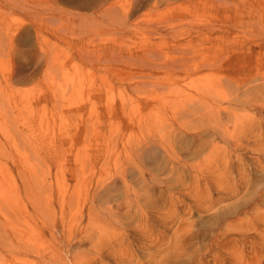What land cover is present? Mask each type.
I'll return each mask as SVG.
<instances>
[{
    "label": "bare ground",
    "instance_id": "bare-ground-1",
    "mask_svg": "<svg viewBox=\"0 0 264 264\" xmlns=\"http://www.w3.org/2000/svg\"><path fill=\"white\" fill-rule=\"evenodd\" d=\"M240 1L244 2V0H89L82 4L83 8L92 12L91 14L89 12L90 15H94L91 18L80 17L82 23H84V21L88 23V20L99 19V21L97 20V22H95L97 25L93 22L94 25H87L88 28L97 26L106 29V26L107 28L108 26H113L118 30V34L126 35L127 37H132V32L135 30L138 29L137 31H139V28L136 29L135 27H139L138 23L141 21H135V23L138 24L136 26L133 19L140 11L146 8L149 10V8L158 9L163 7L162 9H164L165 7L169 8L170 6H174L172 9L179 14L172 18L170 23L165 25L164 21L166 19L164 18L163 24L158 23L159 26L151 25V28L150 26L148 27L150 28L151 37L145 35L146 38L150 40L142 44L144 45L143 58L140 56L133 58V55H128L129 57H127L120 54H113L112 56L109 53L110 50L108 52L107 50H102L104 56L97 58L98 54L92 49V51H89V49H77V55L80 57V61L83 59L82 62H84V60L88 59L91 61V64L94 63L95 67H100L102 70L108 72L113 69H115V71L118 70L119 73L118 71L116 73L119 77L122 75V72H124L123 68L125 69V66H127L128 69H131L132 66L143 68L145 72L148 70L146 74L144 73L146 79L142 81L144 86H146L143 87V83L137 85L143 87L144 91L148 87L151 89L143 93L145 102L139 106L143 107L142 105L149 104V107L151 106L150 114L153 113L152 111L155 112V110L158 111L162 109H169V113L168 111H165V114L164 112H158L155 114L159 115L155 118L156 120L147 119L150 114L148 117H141L138 121L139 128L142 131L146 130L143 139L135 143L131 141L132 138L130 136L129 140L122 143L124 144V148L119 154L117 151L115 153L116 149L114 153L109 152L111 154L110 156L117 155V161L120 159L119 162H121L122 160V165L124 166H122V170L113 178V182L107 185H102V181L99 178L100 183H97L96 189L89 192L87 201L89 206L87 207V212H82L81 222L76 227H70L67 222L68 219L64 218L66 214L65 210L67 209L66 205H71L73 202L70 197L66 199L65 193L62 195V199H60L61 217L63 219H59L60 215L59 218L54 215V218L49 219V217L45 216L46 213L43 215L40 211L37 213L32 210V212L28 211L24 213L23 219L26 221L25 225L27 228H31L30 223L33 219L35 222H37V219L40 220L41 225L47 231L44 235L47 236L46 234H49L50 236H48L54 240L50 242L48 246L44 244V246L42 245L40 248L39 246L36 248L35 246L38 245L37 242L32 241L34 237L30 238L31 230H24V228L20 229L21 224L19 225L17 218L9 217L8 214H4L3 216L6 221L0 226V239L3 237L0 243L2 244L1 247L4 250L3 252L6 254V256H4L6 259L3 258L8 264H107L106 261L111 262V264H264L263 142L260 144L261 148L256 149L259 154L258 157L256 156L257 160H254L255 162L251 168L248 166L246 167V164L244 167H241L233 163L232 156L230 157V151L233 150L238 152L244 145L243 139L236 140L238 138H235L238 136L236 132L238 134L240 133L238 130L242 131L239 126H242L243 122L242 120L238 121V113L240 114L239 110L236 111L238 113H233L235 108L232 107L234 110H232L233 112L230 114L232 108L226 106L227 104H234L233 101L237 102V99L235 100L234 97V100L230 97L228 98V91L225 94L227 96H223L228 87L232 89L230 83L236 84V86L240 84L238 80L234 82L233 78L228 75L227 72L229 69L227 68V63L223 62L225 60L224 55L229 46L228 43H230V35L238 37L241 32H244L242 33L245 35L244 37L251 36V39H255L254 46H252L251 49L253 47L262 46L259 40L264 42V26L260 21L264 18L263 10V14L260 11V14L257 13L259 14V21L257 19L251 23L250 21L249 23H244L243 19L240 18L241 20H239L238 18L239 14H243H241ZM209 4L210 6H216L213 8L216 13L211 11L213 13L211 16L215 15V19L213 18L211 21H209V19L205 22H200V20L199 22H195L196 18L200 17L198 8ZM48 6H44V8L48 10ZM50 6V12L59 10L52 9ZM182 7L186 8L184 12L182 11ZM157 11H159V9ZM43 12L44 11H42V13ZM70 13L73 14L72 11ZM162 13H160V11L158 13L160 14V18L161 15L165 16V10L164 12L162 11ZM183 13H185V15L189 14V18L191 17L194 22L188 21V18L183 15ZM85 14L78 15L84 16ZM58 15H56L57 18L62 16ZM167 15L169 16V14ZM205 16L206 15H204V17ZM34 17H36L35 14ZM57 18H54V20ZM158 20L154 23L156 24L159 22ZM48 21L49 20H47V22ZM52 21L53 20L50 22L52 24L55 23V25L56 22H59L57 20L56 22ZM150 22L149 24H153L152 21ZM262 22L264 23V20ZM89 23L91 24V22ZM69 24L71 25V21ZM72 24L74 25V23ZM241 27L244 31H242L243 29H239ZM95 29L93 30L96 31ZM81 30L83 31V29ZM91 30L92 29H90V31ZM50 32L51 31H49V33ZM97 32L100 34L99 31ZM116 32L117 31H115V34L117 35ZM236 32L239 33L235 34ZM44 33H46L45 30ZM106 33L107 32H105V34ZM137 33L135 34L137 35ZM144 33L147 34L149 32L146 31ZM80 34L81 32L78 35ZM75 35H77V33ZM111 35L112 34H109V37ZM140 35L143 37L142 34ZM102 37H104V35H102ZM117 38L119 40L118 35ZM158 38L162 40V43H157L155 41ZM45 39H43V41ZM100 40H106V37ZM92 41H96V39ZM92 41L90 42L89 40L90 47L93 46V44H91ZM101 41L99 42L100 44ZM102 42L104 43V41ZM207 42L215 44L214 48L217 50L216 54L212 55L210 53V48L204 47ZM119 43H121V41ZM130 43L128 46L127 41V46H125L129 48L135 45L134 42L133 46L132 43L131 45ZM218 43H220V45ZM125 46L124 44H119L117 48ZM40 47L42 48V46ZM37 49L39 48H36V50ZM251 49L249 53L250 56L252 52ZM37 52L39 53V50H37ZM204 52L205 55H201ZM107 53L109 54L106 56ZM40 54L44 56L45 53L42 52ZM50 58L55 62L53 57ZM51 59V62L48 61L50 62L49 64L52 65L54 62ZM255 62H258V65L254 66L251 61L243 64L244 73L247 68L249 69V77L244 79V86L247 87L253 84L247 91V100L245 101L252 104V106L255 104L254 108L258 109L261 114L260 119L256 121L255 128L250 126L251 130L256 132V136L258 137L256 141H258L264 136V74L261 72L263 71L261 69L264 68V58L259 61L255 60ZM54 65L52 66L56 68V63ZM23 70L24 69H22V72H25ZM222 70H226V73L224 71V73H221ZM202 71L214 73H211L212 76L209 74V76L202 77L201 75L203 74L200 75ZM253 72H256V74ZM132 74L133 73H131V75ZM22 76L23 75H21V77ZM122 78L126 79L123 75ZM130 78H132V76ZM129 79L127 82L125 81L127 83V88L135 90V85L130 81L132 79ZM139 79L140 77H138L137 80ZM234 79L236 78L234 77ZM212 81L218 83H210ZM234 86L233 89L235 91ZM241 87H243V85H241ZM237 88L239 87L237 86ZM164 90H169L172 93H181V96H174L181 99L177 101V99L174 98L173 102L169 99L170 102L167 99L165 100L162 94ZM58 93L60 92L58 91ZM121 94L124 95L121 97L122 107L120 108H123L122 112L125 114L128 113L126 111L127 103L132 105L135 101L127 92L125 93L123 91ZM57 95H55V97ZM111 96L114 97L113 93ZM239 96L240 99H245L242 95L239 94ZM57 98L58 97L55 99L58 100L59 98ZM109 100H111V98H109ZM243 102L244 101H242V104ZM239 104H241V102ZM235 105H237V103ZM110 106L112 107L111 103ZM136 108L137 107H134L135 110ZM111 111V115L115 112L119 114V111L114 108H112ZM161 113H163L162 116ZM241 114H244L243 111ZM233 115L235 120L231 118ZM131 116L128 117L130 119L125 127L127 132L133 133L137 120L133 119V116ZM83 118L84 116L81 117V120ZM229 121L230 123H228ZM238 122L242 123L239 125ZM110 123L112 122L110 121ZM118 125H120V123ZM110 127L113 128V126ZM231 127H234L233 130H231ZM248 133L249 131H246V135H248ZM101 136H103V134L101 130H99L96 137L101 138ZM188 139L192 140L193 148L192 151H189L192 153H187H189L188 156L193 155V158H187V156L184 155L185 153L183 154V151H185L184 145L187 144ZM70 140L72 139L70 138ZM122 141L123 140H121V142ZM218 141L222 142L223 145L220 146L221 144H219L220 142ZM115 143L116 142H114V144ZM95 144L96 143H94V145ZM99 145L101 146V144ZM97 148L95 147V150H97ZM123 152L125 154L123 158L126 160L121 158ZM107 155L108 153L106 157ZM159 158L167 161L169 178L161 177V175L158 174L159 172L152 168L151 162ZM211 159H217L219 163L212 165L209 163ZM87 161L89 160L87 159ZM137 161L140 163V167H137ZM234 172H237L235 178L232 174ZM136 173L141 181V184L138 186L133 185L134 183L132 184L128 180L129 174H131V177H136ZM232 177L237 180H234ZM101 185L102 187L100 188ZM157 187L159 188V193L157 194L155 191L153 193V189ZM29 190L32 192L31 189ZM34 191L36 192V190ZM115 192H122L127 198L133 199V208L128 209L123 215L116 213L113 208L105 206L106 200L110 201L116 198ZM35 194H37V192ZM25 197L27 199V196ZM28 197V203H30L34 209L43 210L39 207V205L44 206L43 201H40L41 196L40 198L38 197L39 199L32 198L30 195ZM52 203L51 200V204ZM45 205L49 206L48 203ZM104 206L106 207L104 210L107 213L102 215L101 210ZM45 208L49 210L47 207ZM23 212H25V210ZM49 213L52 215L50 210L47 214ZM56 213L57 211L55 214ZM85 221H87V223ZM210 253H212L214 259L205 262L203 256L206 257V255Z\"/></svg>",
    "mask_w": 264,
    "mask_h": 264
},
{
    "label": "rangeland",
    "instance_id": "rangeland-1",
    "mask_svg": "<svg viewBox=\"0 0 264 264\" xmlns=\"http://www.w3.org/2000/svg\"><path fill=\"white\" fill-rule=\"evenodd\" d=\"M53 1L55 0H0V226L3 222L6 221L3 216L4 214H8L9 217L11 216L13 218H17L19 225L21 224L20 229L24 228V230H31L30 238L34 237L32 241L37 242L38 245L35 246L36 248L38 246L40 248L42 245L44 246V244H46L45 246H48V244H50V242L54 240L49 237V234H46L47 236L44 235V233H47V231L41 225V222L38 219L37 222H35V220L33 219L30 223L31 228H27L25 225L26 221L23 219L24 213H27L28 211L32 212V210L33 212L37 213L38 211H40L43 215H45L46 213L45 216L49 217V219H52L55 216L59 218V215V219H61L62 212L60 199H62V195H64L65 193L66 199H69L67 197H70L73 202L71 203V205H66L67 209L65 210L66 214L64 215V218L68 219L67 222L70 227H76L78 224H80L81 214H83L84 211L87 212V207L89 206V204H87L89 192L96 189V185L97 183H100V180L102 181V185H107L113 182V178L117 175L119 171L122 170V166H124L122 165V160V163L119 162L120 159L117 161V155L110 156V153H114V150L116 149L115 153L117 151L119 154L124 148V144L122 143H125L127 140H129L130 136L132 138L131 141H134L135 143L143 139L146 134V130L142 131L139 128L138 121L139 119H141V117H148L151 111V106L149 107V104L142 105L143 107L139 106L140 104L145 102L143 98L145 96L143 93L151 89L149 87L146 88L145 91L143 89V87H145L146 85L144 86V83L142 81L146 79L144 75L148 72V70H146L145 72L143 68H137L132 66L133 69H128V67L125 66V69L123 68L124 72H122V75L124 78L126 77V79H123L122 75H120L121 78L117 76L118 74L116 72L118 70L115 71V69H113L112 71L108 72L102 70L100 67V69L98 67H95L94 63L91 64V61L88 59L84 60V62H82L83 59H81L80 61V57L77 55V49H89V51L93 50L98 54L97 58L104 56L102 50H107V52L110 50L111 52L109 51V53L112 56L113 54H120L122 56L127 57H129L128 55H133V58H137L138 56L143 58L144 45L142 44H145L147 43L146 41L150 40L146 38V36L148 35L147 37H151V33L149 31L151 25L159 26L158 23L163 24L164 18L166 19H164L166 21H164V23L165 25H167L172 21V18L179 14L176 13L174 9H172V7L174 6H170L169 8L165 7L168 10L165 8L162 9L163 7L158 8L160 13H162V11L164 12V10L166 12L165 16L161 15V22L160 14H158L159 11H157L158 9L149 8V11L146 8L140 11L138 15H135L134 19H139H133V22L134 24H136V26L139 24V27H135L136 29L139 28V31H137L138 29H134L135 33L138 32L137 35L132 32L133 36L131 35L132 37H127L126 35L118 34V30L115 29L113 26V28L109 26L107 28L106 26V29L97 26H93V28L87 27V25H94L93 22L95 23L97 22V20L99 21V19L88 20V23L87 21H84L85 24L82 23V21H80V17L91 18L94 16L93 14L90 15L92 12L82 7V4L89 0H56L55 2ZM240 3L242 11L241 14H243L238 15L239 20L243 19L244 23H249V21L251 23L253 21H256L257 19L259 21V11L262 12L263 10L264 12V0H244V2L240 1ZM46 5H51L50 7L52 9H59L60 11L58 10L55 12H50L49 6L48 10L47 8H44V6L47 7ZM204 7L202 6L201 8H198V14L200 17L196 18L195 22H199V20L200 22H205L209 19V21L213 20L215 15H211L213 14L212 12L216 13V11L213 9L216 6H210L209 4ZM182 8V11L184 12L186 8ZM31 10L35 12H32ZM68 10H71L73 14H71V11ZM152 10L154 11V13L157 14H154ZM30 11L32 12V14ZM38 11H40L41 14ZM42 11L44 12L42 13ZM62 11L67 13H64ZM55 13L56 15L59 14L58 16L62 15L61 17H58L59 19H61L62 17L63 18L59 20L56 17ZM34 14L37 18L34 17ZM78 14L85 15L83 16ZM167 14H169V16ZM183 15H185V13H183ZM188 15L189 14L185 15L188 18V21L194 22L191 17L189 18ZM204 15H206L208 18L206 16L204 17ZM54 18L57 19L54 20ZM47 20L49 21L47 22ZM51 20H53L54 22H56L57 20L59 22H56L55 25V23L52 24L50 22ZM157 20L159 21L156 23L158 25L154 23ZM263 20L264 18H262V20L260 21L261 24L264 26V23L262 22ZM60 21L63 23V25ZM70 21L71 25L69 24ZM135 21L141 22L137 24L135 23ZM150 21H152L153 24H149ZM89 22H91V24ZM72 23L76 25L74 26ZM95 24L97 25V23ZM78 25L80 26V28ZM149 26L150 28H148ZM242 27L239 29L244 28ZM142 28L144 32L147 31L149 33H144L142 31ZM145 28H147L148 30ZM81 29H83V31ZM90 29L92 30L90 31ZM93 29H95L96 31H94ZM44 30L46 33H44ZM79 30L81 32L80 35H78L80 33ZM49 31H51L52 33H49ZM97 31H99L100 34H98ZM104 31L107 32L106 34L108 35H106ZM115 31H117L116 33L119 37V40L117 38V35L115 34ZM242 31H244V29ZM76 33L79 37L75 35ZM93 33L96 35H94ZM238 33L239 32H236L235 34ZM242 33L244 32H241L238 37H235V35H230V43H228L229 46L227 47V52L224 55L225 60L223 61L224 63H227V68L229 69L227 72L228 75L233 78L234 82L238 80V83H240L239 85H237L239 88H237L236 84L230 83L232 89H230V87H226L228 90L226 89V92L223 94V96L228 91V98L230 97L232 100H234V97L235 100L237 99V102L233 101L234 104H227L226 106H228L229 108H235V110L233 108L230 110V114H232V110H234L233 113L239 110L240 114L236 112L238 113V121L242 120L243 122L242 126L240 125L242 122H238V124L240 125L239 127L240 129H242V131L238 130V132L240 133L237 134L236 132V135L238 136L235 137L238 138L236 140L243 139V148H241V150H239L238 152L231 150L230 157L232 156L231 158L233 159V163L236 166L244 167V165L246 164V167L248 166L249 168H251V166L255 162L254 160H257L259 153L256 149L261 148V142H263L264 150V136L260 140L256 141V139L258 138L256 136V132L251 130L250 128V126H253V128H255L256 121L260 119L261 114L259 113L258 109L254 108L255 104L254 106H252V104H249L247 103V101H245L247 100V91L253 86V84L251 86L249 85L250 87L244 86V79L249 77L248 68L244 73V64L251 61L254 66L258 65V62H255V60L259 61L260 59L264 58V42L262 40H259L262 46L253 47L251 49V47L254 46L255 39H251V36L244 37L245 35H243ZM82 34H84L85 36H81ZM101 34L104 35V37H102ZM109 34L112 35L109 37ZM140 34H142L143 37H141ZM101 37L103 39H105L106 37V40H102L104 41V43L106 42L105 44L100 40L102 39ZM90 38L92 40L96 39V41H92ZM43 39H45L46 41H44L47 43H45ZM89 40L90 42L92 41L91 44H93V46L91 47ZM100 41L101 44L99 43ZM120 41L121 43H119ZM127 41L128 46L130 42L132 43V46L134 45L133 42L135 43V45L133 47L128 48L126 47ZM155 41L157 43H162V40L159 38ZM122 42H125L126 44ZM119 44H124V46L126 45V48H117ZM218 44L220 45V43ZM214 45L215 44L207 42L204 47L206 46L205 48H210V53L214 55L217 51L215 50ZM40 46H42V48ZM36 48H39L37 49L39 50V53L37 52ZM247 48L251 49V56L249 54L250 49ZM130 51L132 54L130 53ZM42 52L45 53L44 56L40 54ZM205 52L201 55H205ZM109 53H107L106 56ZM50 57H53L55 62ZM50 59L54 62L52 63V65L56 63L57 69L54 68L51 64H49L51 62ZM20 68L24 69L23 71L25 72H22V69ZM261 70H263L261 72H263L264 74V68H262ZM223 71L224 70H222L221 73H226V70L224 72ZM204 72L205 74H207L205 75ZM131 73L133 74L131 75ZM211 73L213 74L214 72ZM211 73L209 71H202L200 75L203 74L201 75L202 77H205L207 75L209 76V74L212 76ZM253 73L256 74V72ZM21 75L23 76L21 77ZM131 76L132 78H130ZM138 77H140L139 80H137ZM234 77L236 79H234ZM127 78L132 79L129 80L132 81V83L135 85V90H130L127 88ZM210 83L217 84L218 82L212 81ZM137 84H142L143 87L138 86ZM232 85H235V91ZM241 85H243V87L245 88L241 87ZM51 86L54 88H52ZM58 91L60 93H58ZM123 91L125 93L127 92L135 101V103H132V105L127 103L126 111L129 114H123V108H120L122 107L121 97L122 95H124L121 94V92ZM164 91V93L162 92V94L165 100L169 99L173 102L174 98L177 99V101L181 99L179 97H174L177 95L181 96V93H172L169 90ZM112 93L114 97L111 96ZM239 94L242 95L245 99H240ZM55 95H57L56 97L59 98H57L58 100L55 99ZM109 98H111V100H109ZM238 100L239 103L241 102V104L238 103ZM240 100L244 101L245 103L243 102L242 104V101ZM110 103L112 107L110 106ZM236 103L237 105L239 104L238 107L237 105H235ZM246 103L251 107L248 106ZM134 107H137L138 109L136 108L135 110ZM112 108L119 111V114H116L115 112L111 115ZM240 108H243L244 110H241ZM165 111H168L169 113V109H162L158 111L155 110V112L152 111L153 113L150 114L152 118L149 116L150 118L148 117L147 119L156 120L155 118H157L159 115L155 114H157L158 112H164L165 114ZM242 111L244 113L243 115L241 114ZM162 115L163 113H161V116ZM234 115L231 118H233ZM82 116H84V118L81 120ZM129 116L137 120V124L133 133L127 132L125 127V125H127L130 119L128 118ZM110 121L113 124L110 123ZM117 123H120V125H118ZM228 123H230V121ZM110 126H113V128L115 129ZM233 128L234 127H231V130H233ZM99 130H101L103 134L101 138L96 137ZM246 131H249L248 135H246ZM129 133L132 135H130ZM103 137H106L107 140ZM70 138L72 140H70ZM121 140L123 141L121 142ZM187 141L189 143L187 142V144L184 145L185 151H183V154L185 153L184 155L187 156V158H193V155L188 156L189 153H192L189 152L192 151L193 148L192 140L188 139ZM114 142L116 143L114 144ZM94 143L96 144L94 145ZM99 144H101V146ZM219 144H221L220 146L223 145L222 142H220ZM95 147H98L97 150H95ZM107 153L108 155L106 157ZM123 156L125 157L124 152L122 153L121 158H123ZM87 159L89 161H87ZM123 159L126 160L125 158ZM138 161L136 162V165L137 167H140L141 165L140 163H138ZM164 161V159L162 160V158H159L156 161L151 162V166L155 171L159 172L158 174H160L161 177L169 178V169L166 164L167 161ZM209 163L215 165L219 163V160L211 159ZM232 174L234 178L237 176V172H234ZM135 176L136 177H131V174H129L128 180L130 183H134L133 185L138 186L139 184H141V181L137 173L135 174ZM118 180L120 181L119 177ZM39 184L43 187H41ZM102 185L100 186V188L102 187ZM29 189H31L32 192ZM33 189L36 190L37 194H35L36 192ZM154 191L158 194L159 188L157 187L153 189L152 192L154 193ZM115 193L116 198L110 201L106 200L105 206L113 208L116 213L122 215L125 214L128 209L133 208V199L131 200L127 198L122 192ZM29 195L30 197L35 199H37L38 197L40 198L41 196L40 201H43L44 206L50 210L53 216L50 215V213L47 214L49 210H46L44 206L39 205V207L43 210L34 209L32 205L28 203ZM25 196H27V199ZM51 200L53 202L52 204ZM47 203L49 206L45 205ZM105 206L101 210L102 215L107 213L104 210L106 208ZM24 210L25 212H23ZM56 211L57 213L55 214ZM85 222L87 223V221ZM2 239L3 237H1L0 242L2 241ZM1 246L2 244L0 243V264H8L5 260L6 258L4 257L6 256V254L3 252L4 250ZM213 259L214 256L212 255V253L206 255V257L203 256V260L205 262L211 261ZM106 263L111 264V262L109 261H106Z\"/></svg>",
    "mask_w": 264,
    "mask_h": 264
}]
</instances>
